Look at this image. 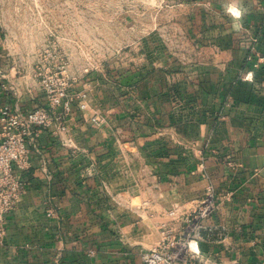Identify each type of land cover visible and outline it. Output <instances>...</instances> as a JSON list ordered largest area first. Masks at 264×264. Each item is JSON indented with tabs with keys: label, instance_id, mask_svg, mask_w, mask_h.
Returning a JSON list of instances; mask_svg holds the SVG:
<instances>
[{
	"label": "crops",
	"instance_id": "1",
	"mask_svg": "<svg viewBox=\"0 0 264 264\" xmlns=\"http://www.w3.org/2000/svg\"><path fill=\"white\" fill-rule=\"evenodd\" d=\"M239 8L232 34L212 40V62L136 84L91 81L78 88L90 89L89 108H73L66 133L31 129L0 264H145L161 223L182 232L168 211L195 208L210 184L222 202L202 222L203 264H264V63L254 66L264 16ZM3 106L33 109L0 80Z\"/></svg>",
	"mask_w": 264,
	"mask_h": 264
},
{
	"label": "rangeland",
	"instance_id": "2",
	"mask_svg": "<svg viewBox=\"0 0 264 264\" xmlns=\"http://www.w3.org/2000/svg\"><path fill=\"white\" fill-rule=\"evenodd\" d=\"M235 2L264 16V0H0V80L34 108L45 69L78 76L73 91L181 73L176 65L213 61L212 40L232 34L229 13L241 15Z\"/></svg>",
	"mask_w": 264,
	"mask_h": 264
},
{
	"label": "built area",
	"instance_id": "3",
	"mask_svg": "<svg viewBox=\"0 0 264 264\" xmlns=\"http://www.w3.org/2000/svg\"><path fill=\"white\" fill-rule=\"evenodd\" d=\"M261 63H264V56L254 66L258 67ZM60 68L39 72L46 106L35 107L27 112L13 110L9 106L0 107L3 129L0 138V242L4 240L7 232L6 217L20 200L23 191L18 172L31 166V152L27 140L31 129L52 127L55 133H66V117L72 113L73 108L77 106L82 111L89 108L90 89L84 87L71 90L79 77L70 76ZM252 77V72H248L246 79ZM90 121L95 127H101L104 118L96 113ZM231 197L232 193L224 196L226 200ZM221 202L214 185L210 184L195 208L184 213L178 207L170 209L168 217L183 222L182 232L177 235L169 223H161L159 241L156 246L142 253V261L145 264H203L199 246L202 222L217 211Z\"/></svg>",
	"mask_w": 264,
	"mask_h": 264
}]
</instances>
